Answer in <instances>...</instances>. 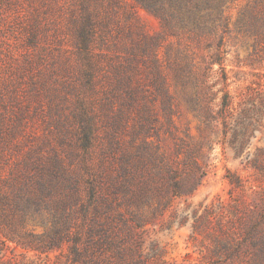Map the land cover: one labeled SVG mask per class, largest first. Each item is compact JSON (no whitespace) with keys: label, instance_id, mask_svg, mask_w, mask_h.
<instances>
[{"label":"trees","instance_id":"trees-1","mask_svg":"<svg viewBox=\"0 0 264 264\" xmlns=\"http://www.w3.org/2000/svg\"><path fill=\"white\" fill-rule=\"evenodd\" d=\"M234 1L0 0V34L9 31L17 42L0 65V225L6 239L23 248L70 240L80 264H154L142 261L137 229L200 184L192 179L196 153L187 150L179 167L141 139L157 130L154 105L171 126L177 93L198 107L200 96L189 87L219 85V107H208L205 120L225 122L231 104L221 38L201 71L185 60L184 49L166 44L163 61L158 49L170 37L212 46L208 38L228 24L221 7ZM237 27L264 45V0L248 1ZM214 64L221 75L209 81ZM209 96L215 99L216 92ZM144 206L151 207L148 216ZM44 210L45 231L19 241L16 229L25 214ZM129 251L137 256L127 259Z\"/></svg>","mask_w":264,"mask_h":264},{"label":"rangeland","instance_id":"rangeland-1","mask_svg":"<svg viewBox=\"0 0 264 264\" xmlns=\"http://www.w3.org/2000/svg\"><path fill=\"white\" fill-rule=\"evenodd\" d=\"M248 1L235 0L222 5V15L228 16V24L226 30L219 26L217 34L208 38L212 46L185 40L179 44L170 37L158 49L162 61L166 44L173 50L184 49L185 60L201 71L208 53L216 49L215 44L221 38L231 104L225 122L221 117L205 120L204 112L208 107L214 111L219 107V85L212 89L189 87L188 92L193 97L200 96L198 107L194 109L176 92L178 100L171 126L166 123L158 104L154 105L157 130L141 139H146L150 148L179 167L187 150L196 153L199 168L192 179L200 184L192 193L176 196L170 207L137 229L135 238L142 261L154 264L264 261V45L255 44L249 32L237 27L238 16ZM148 19L151 28H156V20L149 15ZM1 38L5 40L0 45V65H3L7 47L13 50L17 42L9 31L0 34ZM213 68L215 71L208 77L209 81L221 75L218 64ZM4 75L0 69V83ZM211 90L216 92L215 99H210ZM176 143L180 144L178 150ZM142 212L148 216L151 207L144 206ZM47 217V210L34 216L27 212L15 237L25 241L32 238L30 233L39 236L46 228L41 219ZM4 233L8 230L1 224L0 264L81 262L73 260L70 240L51 248L37 244L23 248L6 239ZM240 241L242 245L237 248ZM135 256L133 251L127 253V259ZM110 257L116 260L113 254Z\"/></svg>","mask_w":264,"mask_h":264}]
</instances>
